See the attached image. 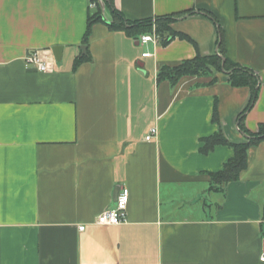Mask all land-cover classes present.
Listing matches in <instances>:
<instances>
[{"label":"crops","instance_id":"0c3cea01","mask_svg":"<svg viewBox=\"0 0 264 264\" xmlns=\"http://www.w3.org/2000/svg\"><path fill=\"white\" fill-rule=\"evenodd\" d=\"M90 3L0 0V264H264V140L223 191L209 189L207 173L232 148L199 151L218 129L215 105L226 139L246 140L237 118L250 89L215 71L174 86L156 79L161 65L218 53L221 28L223 55L258 77L243 120L256 132L264 123V0H113L151 30L128 35L96 21L84 44ZM158 18L174 33L165 45ZM154 30L158 44L140 42ZM37 49L51 50L52 70L26 67ZM121 187L126 221L95 224Z\"/></svg>","mask_w":264,"mask_h":264},{"label":"trees","instance_id":"16d2710c","mask_svg":"<svg viewBox=\"0 0 264 264\" xmlns=\"http://www.w3.org/2000/svg\"><path fill=\"white\" fill-rule=\"evenodd\" d=\"M90 1L96 3V10L91 15L88 14L86 29L82 38V42L84 44L87 42L91 25L96 21H102L106 23L108 29L111 31H124L128 35L144 33L151 30L150 20H127L114 7L113 0H102V3L107 7L112 18L111 21L106 22L103 18L101 7L99 6L98 2L96 0ZM166 23L167 21L165 22L163 18H158L155 25V30L160 35H163L164 32H167V35L164 36L162 41H160L162 45L167 44L170 38L174 36V33L169 31V28L165 25ZM218 34V48L220 49V51L218 50V53L208 56L196 54V56L193 58L182 60L174 65H161L157 70L156 79L157 81L168 80L170 85L174 86L183 76L208 74L215 71L226 73L228 76V82L231 86H246L250 89L249 100L237 118L238 129L246 136V140L244 142H231L226 139L220 128L216 105L213 109L212 121L218 125V129L212 135L201 138L202 145L200 146L199 151L202 154H208L216 146L220 145L228 146L233 150V155L223 163L222 167L218 171L207 173L210 178L209 189L223 191L225 185L228 182L238 180L240 173L246 168L248 149L257 144L259 141L264 140V123H260L258 125L257 131L253 133L245 129L243 125L244 115L252 107L256 100L259 80L253 71L229 61V59L223 55L221 50L223 44L221 28L218 29ZM82 58H85V56L75 59L74 67L79 64ZM215 81L216 77H213L211 82ZM262 218L264 219V204L262 206Z\"/></svg>","mask_w":264,"mask_h":264},{"label":"built area","instance_id":"2783aa9c","mask_svg":"<svg viewBox=\"0 0 264 264\" xmlns=\"http://www.w3.org/2000/svg\"><path fill=\"white\" fill-rule=\"evenodd\" d=\"M91 7H95L96 3L91 2ZM160 41V36L154 31L151 33L143 34L140 37V42L146 44L152 42L153 44H158ZM142 57L150 56L149 51H144L141 55ZM25 65L28 68H33L38 72H48L52 70L54 65V57L50 49H37L32 51L29 55L25 57ZM156 127L152 126L149 128L147 134L145 135V140H150L156 134ZM128 189L121 187L115 196L114 205L111 208L104 209L99 213L95 219V224L98 225H118L126 221V211L128 205ZM80 230L84 229V226H79ZM261 260H264V255L261 256Z\"/></svg>","mask_w":264,"mask_h":264},{"label":"water","instance_id":"95a60500","mask_svg":"<svg viewBox=\"0 0 264 264\" xmlns=\"http://www.w3.org/2000/svg\"><path fill=\"white\" fill-rule=\"evenodd\" d=\"M55 55H56V53H55ZM139 66H142L141 64H139ZM116 194H117V192L115 193V196H116Z\"/></svg>","mask_w":264,"mask_h":264}]
</instances>
